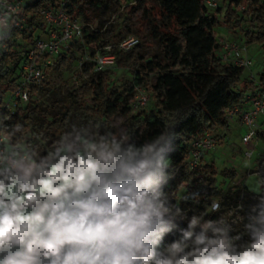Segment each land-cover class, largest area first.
Returning <instances> with one entry per match:
<instances>
[{"label":"clouds","instance_id":"obj_1","mask_svg":"<svg viewBox=\"0 0 264 264\" xmlns=\"http://www.w3.org/2000/svg\"><path fill=\"white\" fill-rule=\"evenodd\" d=\"M8 119H0V264H264V194L235 234L230 214L205 219L221 212L218 199L191 214L172 203L167 129L138 143L126 127L72 124L42 149L40 135Z\"/></svg>","mask_w":264,"mask_h":264},{"label":"trees","instance_id":"obj_2","mask_svg":"<svg viewBox=\"0 0 264 264\" xmlns=\"http://www.w3.org/2000/svg\"><path fill=\"white\" fill-rule=\"evenodd\" d=\"M128 1L24 0L22 10L15 15L20 25L0 32V119L10 117L5 124L19 123L30 133L40 135L42 138L37 143L42 149L66 131L68 107L77 116L78 130L89 122L99 123L101 131L114 130L112 116L117 113L127 116L123 127L138 143L167 129L174 135L172 150L168 153L174 178L168 185L179 187L184 183L187 187L184 195L199 192V203L195 204H202L206 209L209 200L220 193L215 188L217 171L213 161H205L192 170L187 168L190 143L204 131L212 133L219 127H227L229 120L223 116V110L241 102L255 87V79L242 76V67L221 59L216 28L223 26L246 44H257L264 51V0H221L219 4L224 3L223 6L218 4L216 8H208L202 0H134L143 6L144 22L137 28L130 17L136 6ZM61 2H65L64 9L70 17L93 29L86 26L82 36L70 41L58 55L44 54L43 58L50 60L46 68L68 67L76 53L84 54L88 50L94 57L107 43L115 45L131 34H136L144 43L150 36L145 32L150 21L162 34L157 54L153 59L144 60L140 44L125 52L116 50L113 64L132 74V78L121 82L115 77L113 64L93 72V60L88 68L89 79L70 91L69 106L55 97L46 105L34 103L32 97L39 84H30L27 102H19L12 94L18 70L25 61L23 52L52 29L39 12L47 7L58 8ZM119 5L123 6L125 16L116 32L105 38L107 17L116 14ZM228 39L234 41L232 37ZM149 73L154 74V81L149 79ZM256 81L264 87V72ZM137 86L149 92V108L129 114ZM21 134L17 132L16 136ZM222 173L234 177L236 172L233 168H224ZM204 188L211 196L207 200L202 194ZM242 188L247 192L245 186ZM205 219H216V213Z\"/></svg>","mask_w":264,"mask_h":264},{"label":"rangeland","instance_id":"obj_3","mask_svg":"<svg viewBox=\"0 0 264 264\" xmlns=\"http://www.w3.org/2000/svg\"><path fill=\"white\" fill-rule=\"evenodd\" d=\"M128 2L136 6V8L131 10L130 17L135 28L140 27L141 23L144 22L142 13L143 6L139 2H134V0H129ZM223 4L221 3L219 5L223 6ZM118 7L119 9L116 14H110L107 17L109 21L105 38H108V36L116 32L125 16L123 6L119 5ZM145 32L149 33L150 36L144 43H141L136 34L131 35L138 37L144 60H150L157 54V46L162 34L154 27L152 21L148 22ZM216 33L217 38L223 37L228 39L232 37L234 39L240 46L243 56L253 61L252 65L243 69L242 76L253 77V79L258 80L260 73L264 72V51L257 44H246L240 36H233L223 26L217 27ZM41 36L44 37L43 34ZM93 59L94 57L90 56V50H88L84 54L76 53L68 67H63L59 70L54 69L53 66L46 68L45 79L37 86V92L33 95L32 101L36 104L46 105L55 97L60 99L66 106H69L70 91L80 82L89 79L90 71L88 68ZM112 67L115 71V77H118L120 82L124 78H132V74L126 71V69L118 67L116 64H113ZM148 77L151 81L155 79L153 73H149ZM147 93L149 94V92ZM148 108L149 104L142 109L148 110ZM136 112L138 111L130 109L129 114ZM68 113L69 122L66 126V131L70 130L72 124L77 125V116L71 107H68ZM126 118L127 116L120 113L112 116L114 130L123 127ZM229 123L230 126L228 129L226 128L227 130L219 127L212 131L213 136L217 140V145L210 152L206 153L204 157L207 162L213 161L216 167L215 188L220 191L217 197L209 200L210 204L212 199H218L221 202V212L216 213V218L224 213L230 214V221L233 219L236 220V223L233 225L235 234V232H243L242 221L248 205L254 203L258 195L264 194V192H261V188L264 185L260 184L261 181H264V123L260 124L255 137L248 145L242 141V136L246 132V129L240 121L234 118ZM247 150L251 151L250 156L245 155V151ZM224 168H233L236 172L234 177L225 176L222 173ZM243 186L246 187L247 192L243 190ZM186 190L187 187L184 183L183 187H175L174 184H171L165 188V191L172 196V203L179 204L189 214L205 211L202 208V204L182 200L181 197L185 194ZM202 194L206 200L211 197L206 188L202 190ZM237 205H243L244 211H238Z\"/></svg>","mask_w":264,"mask_h":264},{"label":"built area","instance_id":"obj_4","mask_svg":"<svg viewBox=\"0 0 264 264\" xmlns=\"http://www.w3.org/2000/svg\"><path fill=\"white\" fill-rule=\"evenodd\" d=\"M208 8H216L221 0H202ZM65 2H61L58 8H43L39 14L46 24H50L46 37L38 39L34 44L28 46L23 52L25 61L18 70L16 76V88L12 96L19 102L24 103L28 100V86L30 84H40L46 76V66L50 63L49 58L44 59L43 55L56 56L63 51L68 43L73 39L82 36L87 25L78 19H73L64 9ZM24 6V0H0V32H6L12 25L19 26L20 22L15 19ZM220 47V57L223 61L231 62L235 66L243 69L252 65L250 58L243 56L240 46L233 40L223 37L217 38ZM139 44L137 36H127L117 44L107 43L102 51L94 55V65L92 71L104 69L114 63L115 51H128L133 46ZM4 48V44H2ZM252 77V76H251ZM253 78V77H252ZM25 96L27 99L25 100ZM149 94L141 87L135 88V94L131 102L132 110H139L146 106ZM223 116L227 120L238 119L246 132L242 136L244 144L248 145L256 135L257 120H264V87L255 80L253 90L246 93L241 102L223 110ZM217 145V140L209 131H204L201 135L194 138L189 147L187 168L192 170L200 167L205 161V154L210 152ZM251 151H245L246 156H250Z\"/></svg>","mask_w":264,"mask_h":264},{"label":"crops","instance_id":"obj_5","mask_svg":"<svg viewBox=\"0 0 264 264\" xmlns=\"http://www.w3.org/2000/svg\"><path fill=\"white\" fill-rule=\"evenodd\" d=\"M261 123H264V120H262L261 118H259V119L257 120V125H256V127H257L256 129H257V130H258V128L260 127V124H261ZM229 124H230V123H229ZM229 124H228L227 127H225V130H227V129L229 128V126H230ZM226 128H227V129H226ZM225 130H224V132H225Z\"/></svg>","mask_w":264,"mask_h":264}]
</instances>
